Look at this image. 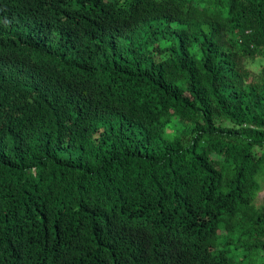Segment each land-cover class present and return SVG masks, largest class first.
Listing matches in <instances>:
<instances>
[{
	"label": "trees",
	"instance_id": "trees-1",
	"mask_svg": "<svg viewBox=\"0 0 264 264\" xmlns=\"http://www.w3.org/2000/svg\"><path fill=\"white\" fill-rule=\"evenodd\" d=\"M264 0H0V264H264Z\"/></svg>",
	"mask_w": 264,
	"mask_h": 264
},
{
	"label": "rangeland",
	"instance_id": "rangeland-1",
	"mask_svg": "<svg viewBox=\"0 0 264 264\" xmlns=\"http://www.w3.org/2000/svg\"><path fill=\"white\" fill-rule=\"evenodd\" d=\"M244 68L250 70L254 74L260 75L264 70V58L263 57H256V58H248L244 61ZM264 196V191L260 192L258 199H262Z\"/></svg>",
	"mask_w": 264,
	"mask_h": 264
}]
</instances>
